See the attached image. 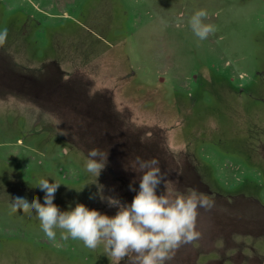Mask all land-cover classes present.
Listing matches in <instances>:
<instances>
[{"label":"rangeland","instance_id":"rangeland-1","mask_svg":"<svg viewBox=\"0 0 264 264\" xmlns=\"http://www.w3.org/2000/svg\"><path fill=\"white\" fill-rule=\"evenodd\" d=\"M201 9L216 27L205 40L189 25ZM4 29L0 264H112L102 245L59 229L49 240L35 210L11 208L43 204L44 178L61 183V211L114 216L89 198L93 147L109 150L105 195L131 203L136 174L122 165L138 155L159 159L178 191L214 199L201 239L170 264H264V0H0Z\"/></svg>","mask_w":264,"mask_h":264},{"label":"clouds","instance_id":"clouds-1","mask_svg":"<svg viewBox=\"0 0 264 264\" xmlns=\"http://www.w3.org/2000/svg\"><path fill=\"white\" fill-rule=\"evenodd\" d=\"M206 17L207 12L201 9L189 20L192 32L200 40L216 31L214 25L204 23ZM6 41L7 29H4L0 31V46ZM60 134L66 135L63 130ZM108 156V149H89L84 170L94 178L91 184L97 189L95 197L89 198L98 197L109 207L116 208L114 216L90 210L81 203L70 211H61L53 203L61 183H49L44 178L35 185L45 193L44 203L35 197L31 203L16 197L11 204L12 211L21 209L28 213L35 210L41 229L49 240L56 239V230L59 229L61 239L65 241L69 237L82 241L90 250L102 245L112 264H120L125 258L127 264H170L181 247L201 239L202 233L197 227L200 209L210 211L215 206L214 199L193 188L178 191L161 171L159 159H144L137 155L122 165L125 172L136 174L129 183V191L136 194L130 204L122 202L117 196L105 195V186L98 180L109 163ZM137 181L138 190L134 187Z\"/></svg>","mask_w":264,"mask_h":264}]
</instances>
